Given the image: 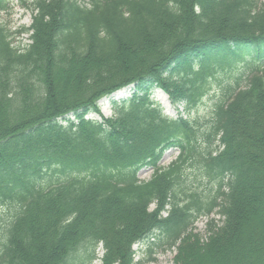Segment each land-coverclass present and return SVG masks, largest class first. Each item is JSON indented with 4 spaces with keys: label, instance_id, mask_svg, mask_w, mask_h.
Wrapping results in <instances>:
<instances>
[{
    "label": "trees",
    "instance_id": "trees-1",
    "mask_svg": "<svg viewBox=\"0 0 264 264\" xmlns=\"http://www.w3.org/2000/svg\"><path fill=\"white\" fill-rule=\"evenodd\" d=\"M31 6L32 42L21 52L0 23V264H88L100 241L105 264H131L132 243L152 229L170 245L181 240L177 264H264V61L248 63L262 75L232 102L229 85L205 123L168 117L152 97L162 87L189 111L232 56L252 48L262 60L260 0ZM131 82L136 91L113 102L111 117L84 118ZM172 146L177 160L158 167ZM148 165L155 173L140 181ZM193 165L216 187L191 186L183 167ZM216 207L224 225L200 239L191 226Z\"/></svg>",
    "mask_w": 264,
    "mask_h": 264
},
{
    "label": "rangeland",
    "instance_id": "rangeland-1",
    "mask_svg": "<svg viewBox=\"0 0 264 264\" xmlns=\"http://www.w3.org/2000/svg\"><path fill=\"white\" fill-rule=\"evenodd\" d=\"M32 1L33 0H29V2H32ZM7 3L9 6V10L6 12H2L0 14L1 22H3V24H5L7 29L11 32V38H13L14 40L13 44L16 45V44H19L20 40L18 39L19 38L18 35L12 36L13 31H15V29H18L19 27H22V26H25V27L29 26L32 23L33 13L31 10H28L22 7L20 0H8ZM21 37L25 39V42H30L28 35L21 36ZM235 74H236L235 72L231 73L232 76H234ZM212 85H213V91L211 92V94L204 97L199 102L196 108L191 110L189 113L184 112V114L199 117L201 123L206 122L205 118L207 116L209 117L213 112L214 101L216 98L215 92L219 90L217 81H214ZM127 93L128 91H124V92L122 91L118 93V96L127 95ZM155 96L164 103L169 113L177 114V110L175 109V106L171 104L168 96L164 92L160 90H156ZM102 110L104 112V115L106 116H109L111 114L109 101H106V104L102 107ZM179 110H183V106H181ZM178 153H179V150H177L176 148L166 151L160 161V165L167 166L169 163H171L173 160L176 159ZM185 173H186V176H185L186 180L193 186H200L201 189L208 188V187H214L216 184V182H212V181L208 182V181L203 180L201 176L198 174L196 168L187 167L185 170ZM151 174H153V170L147 167V168L142 169L139 172V177L140 179H143V180L149 179L151 177ZM213 217L215 218L216 222H218V225H221L222 218L220 217V215L214 214ZM2 226L3 224L0 223V237H1V232H2V229H1ZM195 229H196L195 232L202 235V237L206 236L205 233L207 232V220L200 219L197 225L195 226ZM165 239H166V236L161 230H155L150 235L149 241H145V242L141 241L135 244L134 248L137 250V255L135 257L134 264H175L177 263L176 261H177V256L179 254V251L176 253L175 248H168L167 245H164L166 243H162V242H164ZM154 243L156 244L154 245ZM157 244H159V246H157ZM149 247H152L151 252L149 251Z\"/></svg>",
    "mask_w": 264,
    "mask_h": 264
}]
</instances>
